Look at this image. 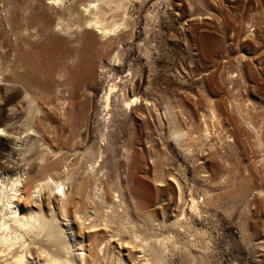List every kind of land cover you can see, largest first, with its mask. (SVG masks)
Instances as JSON below:
<instances>
[{"label":"rangeland","instance_id":"obj_1","mask_svg":"<svg viewBox=\"0 0 264 264\" xmlns=\"http://www.w3.org/2000/svg\"><path fill=\"white\" fill-rule=\"evenodd\" d=\"M80 1L50 7L47 0H0V44L14 51L18 33L31 28V42L25 39L32 58L43 68L55 57L65 69L62 56L72 44L55 26L59 19L83 24L88 16ZM125 2L128 25L108 39L94 35L96 85L84 82L82 98L66 103L67 113L41 92L31 123L27 107L12 119L24 95L17 84L6 89L0 77V121L11 133L0 135V164L26 169L30 156L38 163V152L63 150L77 133L80 150L102 154L96 176L84 175L96 184L103 209L110 213L106 199L119 194L114 215L148 241L174 233L179 246L165 251L171 262H182L189 250L200 264H264V0ZM32 78L45 89V74ZM114 82L121 88L108 128L106 93ZM123 95L141 102L124 107ZM38 199L46 211L60 202L45 190ZM39 203L29 206L37 211ZM69 207L78 232L76 207ZM131 250L142 261L139 248ZM127 252L121 249L130 264Z\"/></svg>","mask_w":264,"mask_h":264},{"label":"bare ground","instance_id":"obj_2","mask_svg":"<svg viewBox=\"0 0 264 264\" xmlns=\"http://www.w3.org/2000/svg\"><path fill=\"white\" fill-rule=\"evenodd\" d=\"M47 1V5L53 7L64 6L66 0ZM127 8L125 0H85L80 1L79 6L81 13L88 16L85 21L83 20V24L74 27L59 19L55 30L70 36L65 45L72 44V47L66 48V55L62 56L66 67L61 71L58 69L59 65L55 57L54 59L50 57L51 60L42 68L38 63L39 60L33 59L32 54L28 53L30 44L25 37L31 39V28L18 33L19 36H16L14 42V51L6 50L7 42L0 44L1 81L7 85L6 89L14 88V84L20 86L25 101L17 111L13 110L12 119L19 117V112L27 107L30 116L27 121L31 123L33 116L31 112L39 114L38 106L35 107L33 103L35 104L36 96L41 92L46 95L50 104L54 101L59 102L60 113H67V109L64 111L66 103L82 98L80 92L83 90L84 82L89 88L96 85L95 71L91 66L94 62L92 56L95 53L94 35L100 39L109 38L116 30L118 32V28L119 30L122 28L120 26L126 27ZM68 12L71 16L75 14L73 8H68ZM6 21L8 27L12 28L13 22ZM34 73L47 76L45 89H41L32 78ZM120 88L121 85L114 82L109 85L106 93L108 128L113 121L111 120L114 112L111 108L113 99L117 98ZM122 97L124 107L141 102L140 98L130 99L126 95ZM76 106L77 121L86 104L82 102L77 103ZM48 119H52V115L48 116ZM4 133L11 134L0 121V135ZM76 134L70 137L72 140L68 138L62 142L66 147L63 150L56 151L51 146H47L46 151L38 152L34 156L38 163H31L30 156L26 169L24 167L16 171L0 164V264H129L123 258L121 249L128 251L130 264H174L167 258L168 254H165L167 248H171L168 247L169 244L173 247L179 246L176 245L179 243L176 242L174 233L156 239L155 242L148 241L133 225L129 226L130 223L127 225L120 213L114 215L120 199L114 200V198L120 197L119 194L110 195L111 197L106 199L110 205H113L110 213L103 209L104 206L97 200L100 196L96 184L86 180L84 175L85 173L96 176L98 168L102 166L100 165L102 154L98 155L94 147L80 150L78 145L80 137L75 139L78 136ZM70 156L74 158L70 159ZM84 163H87L88 167L84 166V168L82 166L85 165ZM43 190L49 197L55 195L60 199L58 207L49 205L47 211L45 210L38 201V194ZM23 200L27 207L25 210L20 205ZM32 202L39 203L37 211L29 206ZM71 204L76 207L73 219L78 223V232H74L71 227L69 213ZM126 220L128 221V218ZM114 245L120 248L118 253L115 252ZM132 247L139 248V252L143 255L142 261H138L135 257L133 252L136 249L132 252ZM187 251L189 255L186 253L187 255L184 256L187 257L185 259L183 257L184 260L178 264H200L201 259Z\"/></svg>","mask_w":264,"mask_h":264}]
</instances>
